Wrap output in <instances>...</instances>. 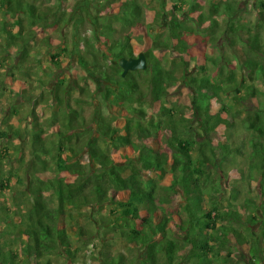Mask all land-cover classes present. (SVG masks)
I'll return each instance as SVG.
<instances>
[{
  "label": "trees",
  "instance_id": "trees-1",
  "mask_svg": "<svg viewBox=\"0 0 264 264\" xmlns=\"http://www.w3.org/2000/svg\"><path fill=\"white\" fill-rule=\"evenodd\" d=\"M176 1L169 14L166 41L154 43L152 50L172 48L184 54L188 45L182 37L196 33L175 16V12L183 11L182 5L186 3ZM90 3L88 0V7ZM237 6V2L213 5L207 29L214 32L218 25L215 17L231 16ZM261 6L264 8L263 2ZM108 13L107 24L95 19L94 27L98 31L94 42L84 50L78 49L76 56L86 71L99 76L103 82L102 99L116 117H125L124 126L121 129L113 126L97 111L91 120L94 127L89 128L93 131L91 137L81 147L70 148L72 156L65 160L60 153L73 135L66 133L89 127L77 112L67 110L64 117L67 121L60 126L67 132L60 130L56 141L46 143L48 148L39 134L33 135L34 160L31 162L35 166L28 177L34 178L38 185L31 190L32 206L21 217L18 210L12 211L11 216L0 215V223L6 224L18 216L23 229L15 239L24 240V244L16 252L15 249L4 250L13 245L10 242L0 245V264H52L50 257L54 254L66 255L74 262L77 250L71 245L68 234L71 228L64 223L67 210L107 205L113 209L105 222L107 230L103 237L125 241L138 248L139 254L130 259L123 254H102L106 264H238L240 249H246L244 264H264V42L259 32L230 26L232 32L245 30L249 34L241 40V47L234 39L229 43L233 51L231 57L241 75L237 79L234 72L225 73L226 67L222 65L216 79L218 82L224 79L227 88L213 84L207 77L193 85L198 100L196 108L206 133L211 134L217 127L224 129L227 142L213 146L211 139L198 142L191 128L182 124L186 120L176 119L173 110L165 106L168 89L177 78L174 70L166 71L161 67L152 50L144 53L147 60L144 71L129 72L122 78L119 66L112 65L120 58L134 57L132 37L118 35L112 23L132 30L144 28L141 6L135 0H125ZM0 15V56L2 49L21 42L20 57L26 59L29 54L26 37H31L33 32L24 31L23 21L27 18L28 24L34 27L42 24L44 17L27 0H0ZM261 17L264 21L263 15ZM157 19L155 16L154 20ZM198 21L200 29L205 21L202 13ZM15 27L17 30L13 32ZM102 30L114 34L113 38L102 37ZM214 41L215 38L211 44ZM221 59L210 61L217 66ZM181 61L185 78L188 63L183 57ZM68 91L69 85L62 80L57 82L55 99L60 107L65 105ZM230 91L242 93L236 101H257L255 111L241 123L236 113L225 106L210 114L209 103L213 99L220 101V94ZM148 98V108L160 106L159 119L155 121L143 108ZM41 131L40 128L35 130ZM14 134L19 136L17 132ZM244 134L248 135L247 140ZM2 136L8 139V135ZM100 140L104 148L99 145ZM110 146L122 151L124 162H116L108 152ZM49 150H54L51 159L56 165L55 175L40 180L35 175L40 173L39 169L46 170L38 164L44 163L40 156L47 155ZM128 151L136 154L130 155ZM82 153L89 159L83 166L74 161ZM232 153L237 154L236 157H231ZM6 156L0 155L1 191L9 189V180L4 179L2 169ZM232 171L238 179H229ZM222 181H227L226 188ZM254 184L259 188L257 191ZM240 211L245 213L244 217L240 216ZM69 217L72 218V214L69 213ZM72 232L76 240L91 234L79 226L73 227Z\"/></svg>",
  "mask_w": 264,
  "mask_h": 264
},
{
  "label": "rangeland",
  "instance_id": "rangeland-1",
  "mask_svg": "<svg viewBox=\"0 0 264 264\" xmlns=\"http://www.w3.org/2000/svg\"><path fill=\"white\" fill-rule=\"evenodd\" d=\"M33 4L44 17L42 24L30 26L27 18L23 21L24 31L33 32V35L26 37L28 57L21 59L20 45L10 46L8 49L1 50L0 56V155L7 154L2 162L3 177L9 180V189L0 190V215L11 214L12 211L18 210V216L32 206L34 196L31 193L33 187H37L34 178L31 176V169L35 166L31 161L33 135L36 133L41 137L44 145L50 140H57L60 130L67 132V129L60 127L65 124L67 119V110L77 112L78 116L86 122L88 131L79 129L78 131L67 132L73 134L70 142L65 143L64 152L60 153L61 158L65 160L72 156L70 148L81 147L86 144L93 131L89 130L94 127L91 124L92 117L99 111L106 120L111 121L113 126L121 129L125 123V117H116L114 110L106 103L101 96L103 82L93 71H86L80 64L76 56V51L84 50L90 43H93V37L97 35L94 21L97 18L100 24H107L110 21L108 13L115 9L119 2L125 0H91L89 7L88 0H27ZM144 11L143 21L144 28L126 29L121 24L114 23L112 27L118 31V35L128 34L132 37L130 43L133 47L134 57L138 53H145L152 50L154 43L166 41L169 26V14L176 0H135ZM182 5V12H175L182 24L193 29L196 33L184 35L182 38L188 45L184 54L175 52L170 49H154L152 54L161 67L166 70H174L177 78L175 84L168 89V95L165 97V106L171 108L176 119L183 118L186 120L183 125H188L198 142L211 139L212 145L217 146L227 142L224 138L222 127H217L211 134H207L203 123L201 122L199 112L197 111L194 83L203 77L209 78L213 84H219L225 88L227 82L223 79L217 81L216 76L225 65L224 72L227 70L235 73L238 79L241 75L235 67L233 61L232 49L229 46L231 40H236L238 47H241V40H245L249 32L240 30L232 32L238 27L250 28L253 32L260 34L264 42V8L261 3L264 0H185ZM223 2H237L236 11L228 16L221 14L215 17L218 21L216 29L208 30L209 11L213 5ZM191 8H194L191 10ZM81 9V10H80ZM107 12V13H106ZM202 13L204 17L203 27L198 29V16ZM1 16V15H0ZM158 16L157 20L154 17ZM2 17V16H1ZM97 20V21H98ZM13 32L17 27L12 29ZM100 31V30H99ZM102 37L112 39L114 34L101 31ZM148 35L150 37H148ZM144 36H146L144 38ZM100 38V40L102 39ZM215 38L213 44L211 41ZM2 43L6 47L4 38ZM172 46V44H171ZM55 57L56 59H53ZM181 57L188 63L185 78L183 77V65ZM222 58L217 66H214L210 59ZM87 60H90L87 59ZM57 63V64H55ZM55 64V65H53ZM147 69V68H146ZM121 76V75H120ZM63 81L69 85V95L65 98V105L60 107L55 99V88L58 81ZM71 88V89H70ZM240 91H230L227 94H220V101L213 99L210 105V114L220 110L222 106L236 113V119L241 123L248 115L255 111L256 100L239 101L235 100L240 97ZM75 100H79L76 103ZM150 99L144 101L143 108L152 120H157L159 114V105L148 108ZM205 103V102H204ZM202 103L203 105H205ZM123 113V112H122ZM161 118V117H160ZM40 128L41 132H35ZM87 131V132H86ZM240 131V130H239ZM17 132L19 136L14 134ZM2 134L8 135V139ZM94 132L93 135L99 138ZM245 140L248 135L244 134ZM138 142V140H136ZM99 145L104 148L105 144L100 140ZM164 147H162L163 149ZM108 152L114 156L116 162H124L121 150H115L111 146ZM165 149V148H164ZM86 151V150H85ZM168 151V150H166ZM130 155L136 154L128 151ZM249 153V149H247ZM54 150H49L47 155H41L40 158L44 163H38L45 168V171L39 169L40 173L36 178L46 180L55 175L53 171L56 168L54 161L51 159ZM237 154L232 153L236 157ZM74 161L83 166L89 162L85 153H82ZM213 169V168H212ZM29 178V179H28ZM235 171L229 175V179H238ZM72 180V179H71ZM32 182V184H31ZM223 188L227 187V181H222ZM254 190L259 188L254 184ZM208 205V203H207ZM113 206L103 207H83L79 209H68L64 223L67 228H71L68 234L71 237V245L77 250V257L74 262L67 259L66 255H51L52 264H106L102 254L115 256L123 254L127 259L139 254V249L134 248L125 241H112L105 239L104 233L107 230L105 222L109 219V211ZM2 211V212H1ZM6 212V213H5ZM72 214V218L69 217ZM241 214V215H240ZM240 216L244 217L245 213L240 211ZM11 216V215H10ZM14 217L8 224L0 223V245L3 243H12L8 249L19 250L23 246L24 240L17 238V233L23 229L20 219ZM6 221V220H5ZM236 226L235 223H231ZM82 227L91 234L85 238L76 240L72 232L73 227ZM92 236V237H91ZM235 245L234 243H232ZM246 249H240L238 264L245 263ZM236 257V255H235Z\"/></svg>",
  "mask_w": 264,
  "mask_h": 264
},
{
  "label": "water",
  "instance_id": "water-1",
  "mask_svg": "<svg viewBox=\"0 0 264 264\" xmlns=\"http://www.w3.org/2000/svg\"><path fill=\"white\" fill-rule=\"evenodd\" d=\"M116 64L122 70V78H125L129 72L144 71L147 68V60L143 52L138 53L136 57L120 58L112 62V65Z\"/></svg>",
  "mask_w": 264,
  "mask_h": 264
}]
</instances>
